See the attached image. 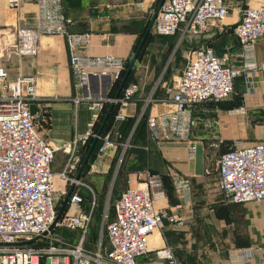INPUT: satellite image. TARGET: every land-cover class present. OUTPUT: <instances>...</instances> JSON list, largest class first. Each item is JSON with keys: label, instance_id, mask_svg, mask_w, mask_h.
Here are the masks:
<instances>
[{"label": "built area", "instance_id": "obj_1", "mask_svg": "<svg viewBox=\"0 0 264 264\" xmlns=\"http://www.w3.org/2000/svg\"><path fill=\"white\" fill-rule=\"evenodd\" d=\"M236 1L245 2L235 26L241 48L224 57L218 56L208 45L192 50L183 73L168 89L174 109L148 116V138L190 140L195 124L193 107L228 99L234 92L235 79L242 74L250 83L251 72L258 68L254 61L256 44L264 38L263 0H164L162 3L153 25L155 34L175 35L183 27V37H197L210 25L224 20ZM35 5V25L18 28L7 53L32 56L38 51L41 36H64L73 85L80 90L74 102L86 103L92 114L84 135L61 147L52 146L39 133L38 107L36 114L31 112V105L37 106L34 77L20 75L9 79L6 67L0 65V264H138V257L147 252L149 236L165 220L176 227L185 225L183 218L155 207L154 198L163 187L162 176L157 173H151L144 185L127 188L116 201L115 214L106 224L109 247L92 234L95 201L91 210H83V197L74 188L66 206L75 210L64 217L62 224L75 242L51 235L57 202L64 198L71 184L75 187L80 182L75 179L81 162L77 149L96 136L110 103L118 106L112 128L128 118L127 109L140 91L141 82L133 79L115 98L112 92L117 91L130 60L113 54L75 53L74 48L87 44L90 38L87 33L69 30L71 20L65 15L62 0H35ZM155 101L150 96L140 116ZM237 111L245 112V107ZM99 138L104 139L100 152L113 145L109 134H101ZM57 149L68 155L58 174L60 185L52 170ZM195 153L196 145L189 144V158L193 159ZM217 162L219 187L225 200L232 203L264 200V142L246 145L236 140ZM177 185L181 190L189 188L186 180H179ZM247 253L252 256L251 251ZM158 254L175 262L170 248Z\"/></svg>", "mask_w": 264, "mask_h": 264}, {"label": "crops", "instance_id": "obj_2", "mask_svg": "<svg viewBox=\"0 0 264 264\" xmlns=\"http://www.w3.org/2000/svg\"><path fill=\"white\" fill-rule=\"evenodd\" d=\"M159 1L62 0L65 15L71 20L69 30L87 33L90 38L87 44L76 46L74 52L94 56L113 54L130 60ZM240 3L242 1L232 3L228 16L210 25L194 41L185 39L190 36L183 37V27L175 35L168 36H159L152 28V37L150 40L147 38L133 69L134 79L140 80L141 87L127 109L128 118L140 119L153 90L158 91L152 96L156 101L149 105L148 116L174 109L168 89L183 70L178 73L171 67L165 70L163 77L153 81L149 77V69L155 53L169 55L164 66L167 69L173 66L171 62L175 58L171 54L177 49L185 51L193 46L208 45L218 56L224 57L241 48L235 34V26L241 16ZM35 21V0H0V26L10 32L9 38L14 39L18 28L33 27ZM173 39H177L176 44L168 46V41ZM68 54L64 36L44 35L39 38L35 55L19 57L6 52L0 61V65L6 67L9 79L20 75L34 77L38 107L36 118L42 119V134L54 147L72 143L84 135L92 114L86 103L74 102L80 90L73 85ZM254 61L258 68L251 72L250 83L242 74L235 79L234 92L228 99L207 101L193 107L195 124L190 140H152L147 133L130 143L132 149L120 177L116 172L111 178L112 163L117 154L114 147L92 158L90 168L81 173L74 191L83 197V210H91L98 195L102 199L107 193L109 204L113 203L108 220L113 218L115 203L123 191L144 185L151 173L162 176L163 187L156 193L155 207L183 218L185 225L176 227L165 220L149 236L147 252L138 257V264H264V200L246 203L225 200L219 187L217 162L236 140L246 145L264 142V38L256 44ZM147 80L152 85L145 95L143 84L145 82L146 85ZM241 107H245V112L237 111ZM189 144L196 145L193 159L188 156ZM61 152L67 159L68 155ZM53 168V173L58 175L63 167L60 172H57V165ZM179 180L188 181L189 188L178 189ZM94 211L93 219L97 214L96 204ZM104 245L109 247L108 237ZM166 248L172 250L174 263L158 254Z\"/></svg>", "mask_w": 264, "mask_h": 264}, {"label": "rangeland", "instance_id": "obj_3", "mask_svg": "<svg viewBox=\"0 0 264 264\" xmlns=\"http://www.w3.org/2000/svg\"><path fill=\"white\" fill-rule=\"evenodd\" d=\"M240 4H241L240 6L242 7L243 5H245V2L242 1V3H240ZM252 4L255 5V2H252ZM148 23L149 22L147 21V24ZM9 37H10V32L6 29V27L0 26V61H1V58L7 52L8 44L11 43V41L13 40V38L11 39ZM151 37H152V35L150 34L148 39L150 40ZM190 37L191 38L188 37L185 39H191L192 41H194V39H196V37H194L193 35H190ZM176 42H177V39L169 40L167 45L170 47H173L176 44ZM193 47H195V46H193ZM193 47H191L190 49H185V51H181V50L179 51V49H177L176 52H174V54H171L172 57L174 56L176 61L174 60V62H171V64L173 66H168L167 69H164V66L167 63L169 55H167L166 53H155L154 55H152V65L149 69L150 70L149 77H151L153 79V81H155L159 77H163L166 74L165 70L167 71L171 67L174 68V71H176V72L178 71V73L181 72L182 70L184 71L189 54L192 52V50H194L196 48V47L195 48H193ZM186 52L188 54H186ZM171 55H170V57H171ZM169 60H171V59H169ZM175 62H177V63H175ZM141 74H144V73H141ZM145 74H146V72H145ZM149 77H147V78H149ZM147 82H148V80L146 81V85H145V82L143 84V86H144L143 93L145 95L146 94L148 95V93L151 90V85H152V83H147ZM157 91L158 90H155V91L153 90L151 95L154 97V95L156 94ZM144 113H145V111H144ZM143 115L144 114H142L140 116L139 120H136V118H135V123H134L133 127H131L129 130L128 129L127 130L122 129L123 128L122 123H120L117 128H112L113 123H114V120H112L109 128L105 132L103 131L102 135L104 136V135L109 134V138L113 142V145H111L110 147L111 148L114 147L117 150L116 157L114 158V161L112 163L111 178H112V175H114V176L116 175V172L119 173V177H120V174L122 173L121 169L123 168V164L126 161L125 159L128 158L129 153L132 149V148H130V143H132V141H134V139H136V140H138V138L141 139L145 134L148 133V127H147L146 119L143 118ZM36 123L38 125L39 133L43 136V134H42L43 132L40 129V124L42 123V119L37 118ZM94 137L95 136L90 137V139H88L85 143L80 145L79 149H77L76 154H79L81 156V162H82L84 155L86 154V152L88 150V147H90ZM103 140L104 139L99 138V140H98L99 142H97L98 145L96 144V147H95V149H94V151L90 157V160H88L83 171H85L87 168H90L91 161L93 158L92 156L94 154H95V156H97L99 154L104 153V152L99 151ZM123 150H124V152H123ZM56 152L54 155L55 159H54L52 166L57 165V167H58L57 172H60V169L64 166L67 159H66V156L61 152V150H58ZM81 162H80V164H81ZM80 164H79V166H80ZM53 171H54V168H53ZM76 173H77V171H76ZM57 174H59V173H57ZM55 179H56L57 183H61V181L59 180V175H55ZM123 179H126V177L123 176ZM106 195H107V193H105L103 195L102 199H100V196L98 195V197H97L98 199L96 201V208H97L96 213L97 214H96V217L93 219V222L91 224L92 234L96 237L97 240L102 239L103 244L107 243L106 224H107V221L111 215V211L113 208V203L109 204V199L106 197ZM62 201H63V197H61V199H59V201L57 202V213L60 210ZM88 205H90V207H91V204H88ZM81 208L84 209V206H81ZM74 210H75L74 208L69 209L67 206H64L63 209L59 212V217L53 223V224L57 223V225L56 224L51 225V227H52L51 235L53 237H56L58 239H63L66 241L72 240V234L62 224V220L64 219V217L67 214L73 212ZM78 210L79 209H76V211H78ZM88 210H90V209H88ZM94 213H95V211H94ZM71 242L74 243L75 241L72 240Z\"/></svg>", "mask_w": 264, "mask_h": 264}, {"label": "water", "instance_id": "obj_4", "mask_svg": "<svg viewBox=\"0 0 264 264\" xmlns=\"http://www.w3.org/2000/svg\"><path fill=\"white\" fill-rule=\"evenodd\" d=\"M163 2H164V0H160L159 1L158 5H157V7L155 9V12L153 13V15L151 17V20L149 22V25H148V27L146 29L145 34L141 38V41H140V43H139V45H138V47L136 49V52L134 53L133 57L130 59L129 64H128V67H127L126 72L124 74V77L121 80V82H120V84H119V86L117 88L116 94L114 96L115 98H118L120 96V94H121L124 86L127 83V80L129 78L131 72L134 69V66H135V64H136V62L138 60V57H139V55H140V53H141V51H142V49H143V47H144V45H145V43L147 41V38H148L149 34L152 31L154 22L156 20V17H157V15L159 13V10H160ZM114 107H115V102L110 103V105H109V107H108V109H107V111H106V113H105V115H104V117H103V119H102V121H101L98 129H97L96 136L94 137V139H93L90 147H88V150H87L86 154L84 155V157L82 159V162H81V164H80V166H79V168L77 170V173L75 175V179L76 180L79 179V177H80L81 173L83 172V169L85 168L88 160H90V157H91V155H92V153H93V151H94V149L96 147V144H97V142L99 140V137L103 133L104 128L106 127V124L109 121V118H110V116H111V114L113 112ZM31 112H33L34 114H36V112H37V106L35 104H32L31 105ZM36 117H37V115H36ZM73 188H74V183L71 184V186H70L67 194L64 196L59 212L63 209L64 206H66V203L68 201V198H69V196H70ZM59 212L57 213V215L55 217V220H57V218L59 217ZM55 220H54V222H55Z\"/></svg>", "mask_w": 264, "mask_h": 264}, {"label": "trees", "instance_id": "obj_5", "mask_svg": "<svg viewBox=\"0 0 264 264\" xmlns=\"http://www.w3.org/2000/svg\"><path fill=\"white\" fill-rule=\"evenodd\" d=\"M146 30V29H145ZM144 33H145V31H144ZM144 35V34H143ZM142 35V36H143ZM147 42V41H146ZM140 43V42H139ZM139 43H138V45H139ZM146 44V43H145ZM138 45H137V47H138ZM137 47H136V49H137ZM134 79V70L131 72V74H130V76H129V78H128V80H127V83H126V85L130 82V81H132ZM115 93H116V89L112 92V94H114L115 95ZM117 105L114 107V109H113V112H112V114H111V116H110V118H109V121L107 122V124H106V127H105V129H104V132L109 128V126H110V124H111V122H112V120H113V118H114V115H115V112H116V110H117ZM148 108L145 110V113H144V115H143V118H145L146 119V123H147V118H148ZM134 123H135V117H130V118H128V119H126L124 122H122V124H123V128L122 129H125V130H129L131 127H133V125H134ZM97 129H98V127H97ZM99 142V141H98ZM98 145V144H97ZM93 158L95 157V154L92 156Z\"/></svg>", "mask_w": 264, "mask_h": 264}]
</instances>
